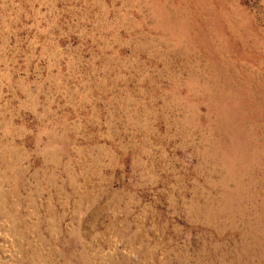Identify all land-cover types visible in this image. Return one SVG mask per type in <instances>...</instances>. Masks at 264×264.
<instances>
[{
  "label": "rangeland",
  "instance_id": "1",
  "mask_svg": "<svg viewBox=\"0 0 264 264\" xmlns=\"http://www.w3.org/2000/svg\"><path fill=\"white\" fill-rule=\"evenodd\" d=\"M0 264H264V0H0Z\"/></svg>",
  "mask_w": 264,
  "mask_h": 264
}]
</instances>
